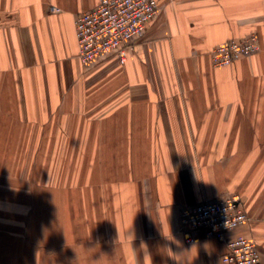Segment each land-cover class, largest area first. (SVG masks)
I'll list each match as a JSON object with an SVG mask.
<instances>
[{
  "label": "crops",
  "instance_id": "0c3cea01",
  "mask_svg": "<svg viewBox=\"0 0 264 264\" xmlns=\"http://www.w3.org/2000/svg\"><path fill=\"white\" fill-rule=\"evenodd\" d=\"M98 1L0 0V264H225V241L197 228L188 242L180 215L221 196L242 198L249 219L227 235L253 238L264 264V0H157L125 62L84 64L75 19ZM251 32L258 51L213 63ZM33 137L85 155L69 183L90 187L83 231L65 194L25 192Z\"/></svg>",
  "mask_w": 264,
  "mask_h": 264
},
{
  "label": "built area",
  "instance_id": "2783aa9c",
  "mask_svg": "<svg viewBox=\"0 0 264 264\" xmlns=\"http://www.w3.org/2000/svg\"><path fill=\"white\" fill-rule=\"evenodd\" d=\"M159 12L157 0H99L97 5L83 11L75 19L78 56L84 64L97 56L116 52L121 62L127 51L145 31L146 25ZM261 47L256 32L243 39H229L216 44L210 51L215 65H227L248 56ZM184 237L193 241L191 230L203 228L207 236L225 241L227 250L222 255L225 264H262L256 241L238 234L228 236L249 219L236 196H221L197 202L182 209Z\"/></svg>",
  "mask_w": 264,
  "mask_h": 264
},
{
  "label": "rangeland",
  "instance_id": "374dc122",
  "mask_svg": "<svg viewBox=\"0 0 264 264\" xmlns=\"http://www.w3.org/2000/svg\"><path fill=\"white\" fill-rule=\"evenodd\" d=\"M78 123L75 125L77 126ZM52 139H39V138H28L27 145L34 146L32 153L27 154V159L23 160L22 167L25 169L26 177L28 178V185L26 186L25 192L28 195H35L37 193H61L67 196L66 203L68 205V220L70 221H77L76 227H81L83 231V222H84V211L88 208L90 209V203L83 202V194L85 191L89 193L90 187H83V186H73L70 183V175L73 172L72 168L74 165L80 170L84 171V162L83 157L85 156L83 153H75V147L73 143V139H66L61 138L59 142V146H61L60 153H47V148H44V152H41V146H47V143H50ZM12 141H18L17 139H12ZM41 141V144L40 142ZM82 142L81 144H83ZM40 147H39V146ZM70 146V147H69ZM264 147V145H262ZM37 147V150H36ZM74 148V149H73ZM74 151V152H73ZM99 157V156H97ZM255 162H264V154H253L252 155V163ZM264 164V163H262ZM17 165L19 166V162L17 161ZM73 168V169H74ZM256 174L259 176L260 174L264 177V170H257ZM260 175V176H261ZM59 177V178H57ZM42 179L44 181L51 179V185L46 184L42 185ZM60 179V187H56L57 185L53 184L54 182ZM53 184V185H52ZM96 189V190H95ZM60 190V191H59ZM16 191V190H15ZM19 193V191H17ZM93 193H99V187H93ZM71 195H75L76 197H80L79 201L76 202L71 201ZM242 200V198L239 197ZM74 202V203H73ZM243 203V201H241ZM32 204L35 201H31ZM31 204V205H32ZM98 204V203H97ZM86 206V207H85ZM85 209V210H84ZM77 211L78 213H73V211ZM98 214V210L96 211ZM77 215V218L75 217ZM98 217V215H97ZM48 220L51 221V217H48ZM82 236V234H81ZM80 242V241H77ZM81 244V242H80ZM62 248H65L63 257L68 253L66 250L67 245L64 243L62 244L61 249L52 250L56 256L59 255L63 251ZM82 252V250H80Z\"/></svg>",
  "mask_w": 264,
  "mask_h": 264
}]
</instances>
